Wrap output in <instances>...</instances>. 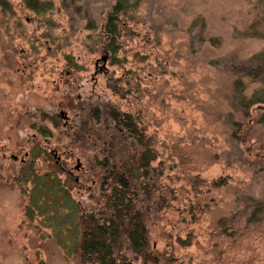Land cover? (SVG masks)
<instances>
[{"label": "rangeland", "instance_id": "374dc122", "mask_svg": "<svg viewBox=\"0 0 264 264\" xmlns=\"http://www.w3.org/2000/svg\"><path fill=\"white\" fill-rule=\"evenodd\" d=\"M26 1L0 0V264H94L77 219L106 154L135 151L112 111L155 153L132 183L150 259L123 241L128 261L264 264V103L241 104L264 89V0H128L113 35L115 0Z\"/></svg>", "mask_w": 264, "mask_h": 264}, {"label": "trees", "instance_id": "16d2710c", "mask_svg": "<svg viewBox=\"0 0 264 264\" xmlns=\"http://www.w3.org/2000/svg\"><path fill=\"white\" fill-rule=\"evenodd\" d=\"M127 3L128 0H115V5L107 17L106 32L108 34L115 33L114 21L117 19V15L126 8ZM26 4L31 9H39L33 1L28 0ZM258 58L264 63V52ZM262 82L264 83L263 78ZM260 102L264 103V89L261 94L253 95L248 100L244 99L241 104L247 107ZM108 116L118 131L123 128L128 133L129 137L126 135L125 148L126 146L135 147V151L132 152L133 154L127 155V158H123L121 155L117 158L112 155L114 158L111 161L120 165L121 173L113 172L115 163L112 162L113 165L108 163L109 157H106L109 155L108 153L104 157L105 161L102 160L107 172L106 174L104 171L105 173L100 178V181L103 182L99 189L98 199H102L100 201L102 205L98 211L94 210L88 213L82 211L78 217L77 233H79V237L75 244V250L77 248V253L83 260L94 264H131L122 254L123 241L125 243L127 241V245L133 253L144 260L150 259L145 219L141 209L136 207L137 199L132 190V183L133 180L146 178L150 174V165L155 159V153L149 146V141L129 116L118 114L115 111L110 112ZM260 120L264 121V114ZM104 149L106 152H113L112 145ZM142 187L146 190L149 188L147 185H142ZM60 193L64 194L67 202L71 204L70 208L73 210V214L82 210L81 204L66 197L68 195L63 189L59 187L55 189V196L60 197ZM55 209L57 210L58 207Z\"/></svg>", "mask_w": 264, "mask_h": 264}]
</instances>
